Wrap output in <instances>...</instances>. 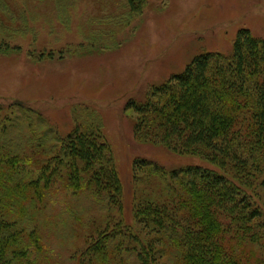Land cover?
I'll list each match as a JSON object with an SVG mask.
<instances>
[{"label": "trees", "instance_id": "obj_1", "mask_svg": "<svg viewBox=\"0 0 264 264\" xmlns=\"http://www.w3.org/2000/svg\"><path fill=\"white\" fill-rule=\"evenodd\" d=\"M127 3L137 16L147 0ZM128 106L137 137L211 164L167 170L136 158L139 228L94 109L75 106L62 133L35 105L0 100V264L43 251L39 221L63 190L101 213L80 235L77 264H264V38L242 28L231 53L197 55Z\"/></svg>", "mask_w": 264, "mask_h": 264}, {"label": "rangeland", "instance_id": "obj_2", "mask_svg": "<svg viewBox=\"0 0 264 264\" xmlns=\"http://www.w3.org/2000/svg\"><path fill=\"white\" fill-rule=\"evenodd\" d=\"M7 1L0 2V100L35 105L62 133L73 127L75 106L94 109L123 184L125 215L139 228L136 158L167 170L211 164L137 137L129 102L142 101L199 54L231 53L242 28L264 38V0H147L137 16L127 0ZM96 209L88 195L57 191L39 221L46 247L30 252L31 264H77L80 235L101 215Z\"/></svg>", "mask_w": 264, "mask_h": 264}]
</instances>
